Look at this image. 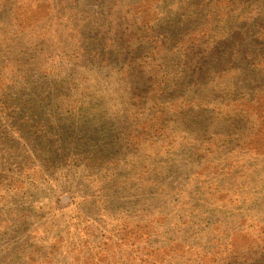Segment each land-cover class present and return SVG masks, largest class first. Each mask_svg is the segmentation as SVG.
Masks as SVG:
<instances>
[{
  "label": "trees",
  "instance_id": "trees-1",
  "mask_svg": "<svg viewBox=\"0 0 264 264\" xmlns=\"http://www.w3.org/2000/svg\"><path fill=\"white\" fill-rule=\"evenodd\" d=\"M0 264H264V0H0Z\"/></svg>",
  "mask_w": 264,
  "mask_h": 264
},
{
  "label": "rangeland",
  "instance_id": "rangeland-1",
  "mask_svg": "<svg viewBox=\"0 0 264 264\" xmlns=\"http://www.w3.org/2000/svg\"><path fill=\"white\" fill-rule=\"evenodd\" d=\"M117 75L115 72H112V71H106L105 74L102 73L101 75H98V77H95L97 81L100 82V85H101V88L103 90V86H104V89L106 90V92L108 94H110V90L112 92V95L111 97L115 98V93L117 92L118 93V96L120 97V94L119 92H121V90L123 88H121V84H119V79L117 78ZM41 83H43L44 86L45 83L43 81H41ZM39 143V142H38ZM196 169V167L193 165L192 161L189 159V157L187 155H184L182 156V162L179 164V166L176 168V172H175V175L173 176H177V181H181L180 176L183 175L184 177H187L189 176V174L186 172L188 171L189 169ZM78 188H82V187H93V184L92 183H88L86 182V185H79L77 186Z\"/></svg>",
  "mask_w": 264,
  "mask_h": 264
}]
</instances>
